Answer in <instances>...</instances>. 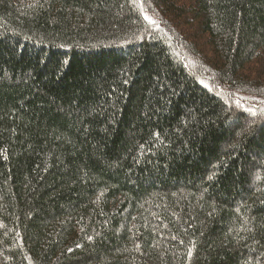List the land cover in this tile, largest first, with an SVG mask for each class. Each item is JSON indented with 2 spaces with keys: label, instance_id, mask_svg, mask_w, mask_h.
<instances>
[{
  "label": "trees",
  "instance_id": "16d2710c",
  "mask_svg": "<svg viewBox=\"0 0 264 264\" xmlns=\"http://www.w3.org/2000/svg\"><path fill=\"white\" fill-rule=\"evenodd\" d=\"M0 264H264V0H0Z\"/></svg>",
  "mask_w": 264,
  "mask_h": 264
},
{
  "label": "rangeland",
  "instance_id": "374dc122",
  "mask_svg": "<svg viewBox=\"0 0 264 264\" xmlns=\"http://www.w3.org/2000/svg\"><path fill=\"white\" fill-rule=\"evenodd\" d=\"M152 21H155L154 19H152ZM185 26H181L179 27L180 29L184 28ZM183 30V29H182ZM191 33L193 32L191 29L189 30Z\"/></svg>",
  "mask_w": 264,
  "mask_h": 264
},
{
  "label": "snow or ice",
  "instance_id": "6c2138e0",
  "mask_svg": "<svg viewBox=\"0 0 264 264\" xmlns=\"http://www.w3.org/2000/svg\"><path fill=\"white\" fill-rule=\"evenodd\" d=\"M145 19H147V17H145ZM249 111H251V109H249ZM254 114V113H253Z\"/></svg>",
  "mask_w": 264,
  "mask_h": 264
}]
</instances>
